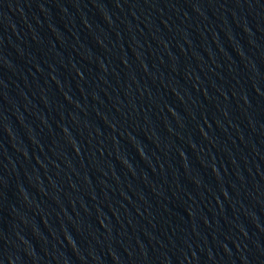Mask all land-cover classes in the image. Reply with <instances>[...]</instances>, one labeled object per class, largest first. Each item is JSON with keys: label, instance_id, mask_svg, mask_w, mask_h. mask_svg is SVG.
<instances>
[{"label": "water", "instance_id": "water-1", "mask_svg": "<svg viewBox=\"0 0 264 264\" xmlns=\"http://www.w3.org/2000/svg\"><path fill=\"white\" fill-rule=\"evenodd\" d=\"M0 264H264V0H0Z\"/></svg>", "mask_w": 264, "mask_h": 264}]
</instances>
